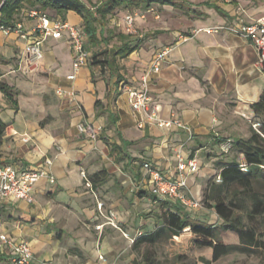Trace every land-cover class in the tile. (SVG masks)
<instances>
[{"label": "crops", "instance_id": "0c3cea01", "mask_svg": "<svg viewBox=\"0 0 264 264\" xmlns=\"http://www.w3.org/2000/svg\"><path fill=\"white\" fill-rule=\"evenodd\" d=\"M172 1L133 9L148 12L146 19L137 18V28L152 29L140 35V48L113 68L89 61L74 80L68 79L73 51L67 33L48 37L43 59L31 63L25 48L33 36L24 39L0 30V84L10 89L15 101L0 87V120L6 125L0 164L22 169L45 166L50 159L56 179L38 181L33 203L0 197L3 230L17 241L31 242L32 264H104L98 258L111 250L110 241L101 237L105 228L114 224L126 229L134 243L143 236L141 230L136 235L134 228L149 224L143 220V208L161 210L158 202L143 194H153L144 163L177 176L179 156L198 160L202 155L200 170L188 176L187 193L206 188L210 195L212 181L221 182L222 168L240 162L233 142L260 132L264 110L255 106L264 94V63L252 41L229 27L238 17L245 23L263 17L264 0ZM42 12L84 27L75 11H68L66 17L52 9ZM37 23V19L23 21L29 34ZM181 36L187 39L180 40ZM165 47L172 51L161 71L152 75L150 108L137 111L127 89L141 86L153 57ZM154 106L160 107L161 121L173 122L172 126L148 120ZM82 124L86 133L79 130ZM113 143L120 147L119 153L111 151ZM128 182L133 186L129 188ZM260 222L256 219L255 224L264 232ZM208 223L219 226L223 220ZM92 226L99 231H90ZM219 240L239 244L230 232H219ZM122 243L123 247L127 242ZM209 249L207 264L213 254ZM259 255L264 257V248L235 250L211 264ZM0 264L14 263L8 253L0 252Z\"/></svg>", "mask_w": 264, "mask_h": 264}, {"label": "trees", "instance_id": "16d2710c", "mask_svg": "<svg viewBox=\"0 0 264 264\" xmlns=\"http://www.w3.org/2000/svg\"><path fill=\"white\" fill-rule=\"evenodd\" d=\"M157 2L173 4L172 0H108L93 10L82 0H8L2 8L1 24L13 27L23 22L26 19L21 15L23 8H36L42 11L52 9L63 17H66L68 11H75L84 20V30L87 35L85 46L92 53L90 61L93 65H99L102 68H113L114 63L119 59H125L139 49L143 39L125 31L117 35L110 31V35H105L104 30L100 29L104 25L103 21L120 11L148 8ZM114 36L118 37L120 43L115 45L114 49H109L108 45ZM102 46L106 47L100 50ZM0 87L6 97L13 101L10 89L2 83ZM99 103L100 101H97V106ZM255 107L264 110V94ZM5 129L6 125L0 120V142ZM233 146L241 155L240 162L226 164L222 168L221 182L218 184L212 181V194L208 195L207 191L205 192V198L208 199L207 207L215 212L223 223L218 226L194 219L191 210L179 202L161 199L144 191V196L152 197L159 203L162 211L155 220L156 230L136 239L135 246L144 242L154 243L163 237H179L186 229H189L196 236L195 242L199 247L212 249V260L208 261L210 264L235 250L256 252L258 247L264 248V232H261L260 227L255 224L259 216H264V194L255 190V181L263 180L264 182V122L260 132L255 131L247 140L236 139ZM111 151L119 153L120 147L113 143ZM243 167L246 170H243ZM232 185L241 186L242 191L230 190ZM229 191L234 194L233 197L229 195ZM240 194H245L251 200L250 207H246V200L240 201L238 197ZM242 209H247L245 215L239 213ZM219 232L235 234L239 244H226L220 241ZM146 259L149 260V257L147 256ZM133 264L141 263L135 260ZM149 264H153V259L149 260Z\"/></svg>", "mask_w": 264, "mask_h": 264}, {"label": "built area", "instance_id": "2783aa9c", "mask_svg": "<svg viewBox=\"0 0 264 264\" xmlns=\"http://www.w3.org/2000/svg\"><path fill=\"white\" fill-rule=\"evenodd\" d=\"M8 0H0V30L10 35L17 33L21 38L27 39L33 36L25 52L31 63L38 62L43 59V45L50 36L61 38L65 33L68 34L69 43L73 51V71L68 79L74 80L80 69L86 65L92 57V53L86 49L87 35L82 26H75L61 19H51L46 13L36 8H23L21 15L28 19H37L38 23L30 31L25 29L23 22L17 23L15 26H7L1 24L2 8ZM108 0H87L91 9L95 10L99 5ZM148 12H128L122 17V24L125 31L132 34L136 32L137 18H147ZM121 25V23H120ZM229 30L235 34L241 35L245 39L252 41L261 54V60H264V16L251 23H245L242 18H237ZM184 36L180 40H186ZM172 51L171 47H165L157 52L152 59L150 68L146 71L142 78V84L139 88L128 87L130 104L137 111H148L151 103L150 82L152 75L161 71L163 63L168 59ZM62 94V90L58 92ZM159 106H154L153 113L148 116L149 121H158L161 127H170L173 122L161 121L158 112ZM179 126L185 127L180 121H175ZM143 127V124H140ZM79 130L82 133L88 131L86 125H80ZM228 150L229 147H223ZM52 161L47 159L45 166L18 168L12 164H0V197L3 199L26 200L30 203L35 202L33 191L35 185L41 179H48L55 183V176L49 169ZM146 177L152 193L161 198L175 202H179L188 209H196L200 203L187 193L189 189L188 176L196 174L200 170V164L196 158L184 159L179 156L177 164V176L166 175L156 168L152 163H144ZM243 170H246L243 167ZM84 174V173H83ZM189 230V229H186ZM185 230V231H186ZM175 238H178L177 236ZM0 252L8 253L12 257L14 264H32L34 253L32 244L27 240H15L12 236L3 230V221L0 218ZM103 259V256H101ZM40 264H52L49 261L40 262Z\"/></svg>", "mask_w": 264, "mask_h": 264}, {"label": "rangeland", "instance_id": "374dc122", "mask_svg": "<svg viewBox=\"0 0 264 264\" xmlns=\"http://www.w3.org/2000/svg\"><path fill=\"white\" fill-rule=\"evenodd\" d=\"M121 12H134V10H123ZM122 17L123 14L118 12L113 17L103 21L104 25L101 26L100 29L102 28L104 30L105 35H110V31L114 35L125 31V27L122 24ZM149 31H152L151 26L150 28L140 30L137 28L136 25V32L132 33V35L140 39L141 34L144 35ZM119 43L120 40L118 39V37L114 36L110 44L108 45V48L114 49V46ZM105 47L106 46H102L100 50L104 49ZM234 152V157H238L239 154L236 151ZM200 157L202 158V155H200ZM201 158L198 159L200 167L202 162ZM127 186L130 188L133 185L128 182ZM235 189H237L238 191H242L241 186L238 185H232L230 188V190ZM255 190L264 194L263 180L255 181ZM204 192H206V188H202L200 192L194 195L189 193L190 197H193L200 203V206L198 208L191 210L192 216L194 217V219L219 223L220 218H218L216 215L212 216L213 212L207 207L206 201L208 199L205 198ZM210 193L212 194V191H210ZM229 195L231 197L234 196L231 191H229ZM238 197L240 201L241 199L246 200V207H250L251 200L245 194H240V196ZM143 209L146 210L147 206H145V208ZM145 210L143 212V220L149 221V224H145L143 227L138 226L137 228H134V230L136 231V235L139 233V230L142 231L143 235H145L146 233H150L152 230H154L155 222L153 221L157 220V215L160 214L162 211L161 209L159 212H156L154 211L155 208L151 212H145ZM246 210L247 209H242L239 213L245 215ZM137 218L139 220L141 219V217ZM257 219L260 220V223L264 226V216H259ZM89 230L94 233L99 231L96 226L90 227ZM113 231H116V233H114ZM125 232L126 229H120L114 224H111L108 228L104 229V232L101 237L102 240L107 239L108 241H110L111 250L108 252V254L104 255L103 259L99 257V261H102L104 264H133V261L137 260L141 264H149V260L153 259V264H207L205 260L210 257V249L206 247H199L195 242L196 236L190 230H186L178 238L163 237L162 239L154 243L144 242L139 246H135V242L132 243L131 240L127 238ZM124 239L127 243L122 247L121 243ZM147 256L149 257V260L146 259ZM215 264H264V257H262L261 255L240 256V258L237 259L235 257H228Z\"/></svg>", "mask_w": 264, "mask_h": 264}]
</instances>
